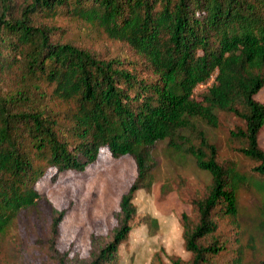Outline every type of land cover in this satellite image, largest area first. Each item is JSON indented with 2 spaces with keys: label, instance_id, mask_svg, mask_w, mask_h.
Here are the masks:
<instances>
[{
  "label": "trees",
  "instance_id": "16d2710c",
  "mask_svg": "<svg viewBox=\"0 0 264 264\" xmlns=\"http://www.w3.org/2000/svg\"><path fill=\"white\" fill-rule=\"evenodd\" d=\"M59 15L126 43L135 57L63 39L53 22ZM12 73L17 82L0 89V233L48 206L59 264H71L55 247L66 210L51 206L36 184L49 168L51 181L83 170L102 148L114 159L130 156L136 177L120 197L112 239L76 264H116L132 230L135 193L150 190L154 152L165 139L171 153L211 175L192 202L197 222L182 219L190 264H210L225 249L215 233L220 220L238 217L241 188L264 191V101L256 98L264 89V0H0V76ZM220 113L240 120L228 137L256 163L259 179L219 161L207 131ZM260 213L264 221V200Z\"/></svg>",
  "mask_w": 264,
  "mask_h": 264
},
{
  "label": "rangeland",
  "instance_id": "374dc122",
  "mask_svg": "<svg viewBox=\"0 0 264 264\" xmlns=\"http://www.w3.org/2000/svg\"><path fill=\"white\" fill-rule=\"evenodd\" d=\"M53 22L62 28L63 39L100 55L135 57L126 43L108 38L89 23L63 15ZM15 75L0 76L3 92L17 82ZM203 88L199 85L196 92ZM256 98L264 101V89ZM240 124L237 117L220 113L219 125L208 129V136L217 146L220 162L233 161L255 181L259 179L252 171L256 163L234 150L235 144L228 137ZM166 142L167 139L161 141L154 152L158 165L150 190L135 193L132 230L119 246L116 264H174L175 259L190 264L192 253L184 245L182 219L186 215L190 223L197 222L192 202L206 193L211 175L198 169L191 157L171 153ZM259 143L264 148V131ZM53 172L49 168L36 188L56 210H66L55 247L67 253L71 264L88 261L112 239L119 223L116 213L120 197L136 177L135 163L128 155L114 159L107 148H102L96 160L83 170L61 172L51 181ZM263 200L264 191L253 184L240 189L239 215L236 220H220L215 235L225 241L226 247L210 264H264V221L260 213ZM48 210V206H43L42 212L29 210L0 233V264H59L50 249L52 215Z\"/></svg>",
  "mask_w": 264,
  "mask_h": 264
},
{
  "label": "built area",
  "instance_id": "2783aa9c",
  "mask_svg": "<svg viewBox=\"0 0 264 264\" xmlns=\"http://www.w3.org/2000/svg\"><path fill=\"white\" fill-rule=\"evenodd\" d=\"M200 85L205 86L204 84H200Z\"/></svg>",
  "mask_w": 264,
  "mask_h": 264
}]
</instances>
